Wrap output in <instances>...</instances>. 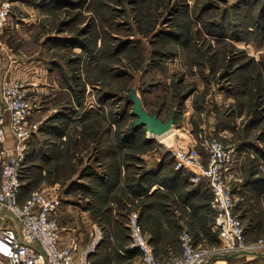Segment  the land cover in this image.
Instances as JSON below:
<instances>
[{
  "label": "rangeland",
  "instance_id": "1",
  "mask_svg": "<svg viewBox=\"0 0 264 264\" xmlns=\"http://www.w3.org/2000/svg\"><path fill=\"white\" fill-rule=\"evenodd\" d=\"M0 42L32 63L17 81L38 107L20 199L56 188L61 237L94 242L90 264H140L133 211L160 258L184 229L220 247L208 186L174 176L170 153L203 154L205 138L236 146L234 212L247 241L264 238V0H0ZM158 124L175 128L164 143Z\"/></svg>",
  "mask_w": 264,
  "mask_h": 264
},
{
  "label": "built area",
  "instance_id": "2",
  "mask_svg": "<svg viewBox=\"0 0 264 264\" xmlns=\"http://www.w3.org/2000/svg\"><path fill=\"white\" fill-rule=\"evenodd\" d=\"M37 108L26 96L22 82L0 78V259L8 264H90L94 242L80 247L75 237L67 241L61 238L55 218L60 202L56 188L32 190L20 199V174L37 127L30 117ZM201 145L203 154L191 144L171 149L170 153L175 170L190 172L192 183L208 186L214 212L212 229L217 231L220 247L197 243L193 233L184 229L179 237L180 253L160 258L142 230L138 212L133 211L128 216V229L131 247L140 254V264H204L212 255L264 250V238L247 241L245 226L234 212L236 146L217 138H205Z\"/></svg>",
  "mask_w": 264,
  "mask_h": 264
},
{
  "label": "crops",
  "instance_id": "3",
  "mask_svg": "<svg viewBox=\"0 0 264 264\" xmlns=\"http://www.w3.org/2000/svg\"><path fill=\"white\" fill-rule=\"evenodd\" d=\"M15 3H18V2L15 1ZM19 5L23 9L26 10V13H28V15H25V18H24V23H25L24 26H29L30 24L36 23V20L39 19V14H38L39 9H40L39 5L37 3H35L34 5L29 3L25 6H23L22 2ZM0 45H2L1 49L3 50V51L0 50V77L2 75L3 76L8 75L15 80H23V81L28 80L29 81V78L31 77V75L29 73H27V71L30 70V65L32 63L29 62L28 60L24 59V58H19V60H18L16 54L14 53V51H12L11 48H10V50L12 52L7 50L8 46H6L4 42H2V43L0 42ZM3 53L6 56H3ZM155 187L156 186H154L152 189H154ZM148 238L150 239V242L154 248L155 242L153 241V238H151L150 236H148ZM251 257H256V256L239 255L236 257H230V258H228V260L233 259L234 262H232V264H235L240 260L251 259ZM211 261H213V260H211ZM219 263H222V264L226 263L227 264V262H225V261H222Z\"/></svg>",
  "mask_w": 264,
  "mask_h": 264
},
{
  "label": "water",
  "instance_id": "4",
  "mask_svg": "<svg viewBox=\"0 0 264 264\" xmlns=\"http://www.w3.org/2000/svg\"><path fill=\"white\" fill-rule=\"evenodd\" d=\"M163 127V125H156L153 128H148V133L150 130H157L159 128ZM239 255H250V256H258V257H264V252H260V251H236V252H231V253H225V254H220V255H215L212 256L209 261L215 259V258H222L227 260L230 257H236Z\"/></svg>",
  "mask_w": 264,
  "mask_h": 264
},
{
  "label": "bare ground",
  "instance_id": "5",
  "mask_svg": "<svg viewBox=\"0 0 264 264\" xmlns=\"http://www.w3.org/2000/svg\"><path fill=\"white\" fill-rule=\"evenodd\" d=\"M173 131H175V128H173V127L169 128V125H165V126L159 128L157 131L150 130L149 132H151L153 134V136L156 139H158L159 142L164 143V141L167 140L171 136L170 133ZM212 256H214V255H212Z\"/></svg>",
  "mask_w": 264,
  "mask_h": 264
},
{
  "label": "trees",
  "instance_id": "6",
  "mask_svg": "<svg viewBox=\"0 0 264 264\" xmlns=\"http://www.w3.org/2000/svg\"><path fill=\"white\" fill-rule=\"evenodd\" d=\"M132 127L135 128L134 126H132ZM133 128H131V129H133ZM177 174H178V170L174 172V176H176ZM22 188H23V186H22Z\"/></svg>",
  "mask_w": 264,
  "mask_h": 264
}]
</instances>
